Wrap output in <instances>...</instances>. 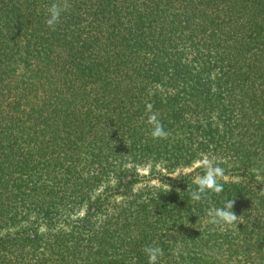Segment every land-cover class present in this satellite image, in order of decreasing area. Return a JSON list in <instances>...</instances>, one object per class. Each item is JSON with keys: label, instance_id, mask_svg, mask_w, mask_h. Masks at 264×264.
<instances>
[{"label": "trees", "instance_id": "1", "mask_svg": "<svg viewBox=\"0 0 264 264\" xmlns=\"http://www.w3.org/2000/svg\"><path fill=\"white\" fill-rule=\"evenodd\" d=\"M53 2L0 0V264H264V0Z\"/></svg>", "mask_w": 264, "mask_h": 264}, {"label": "clouds", "instance_id": "2", "mask_svg": "<svg viewBox=\"0 0 264 264\" xmlns=\"http://www.w3.org/2000/svg\"><path fill=\"white\" fill-rule=\"evenodd\" d=\"M69 8L68 0H55L47 9L46 26L50 30L55 31L63 13L67 12ZM152 94L155 93L153 92ZM152 107L153 105L150 103L146 105V111L150 113L146 120L147 125L151 126L150 136L154 140L167 139L169 133L158 119V114L152 112ZM199 163L204 169L203 174L194 178L192 183L195 187L189 190V197L194 202L209 200L213 194L219 195L224 190V185L221 181L226 174L225 169L219 165H214L210 159H204ZM170 187L169 185L167 191L170 190ZM234 203V199H226L221 207L213 206L209 208L206 212L207 223L221 228L231 225L237 226L240 216H237L232 210ZM143 251L147 257L148 264H159V259L164 254L163 249L156 245L145 246Z\"/></svg>", "mask_w": 264, "mask_h": 264}, {"label": "rangeland", "instance_id": "3", "mask_svg": "<svg viewBox=\"0 0 264 264\" xmlns=\"http://www.w3.org/2000/svg\"><path fill=\"white\" fill-rule=\"evenodd\" d=\"M152 183H154V182H152ZM152 183H151V184H152Z\"/></svg>", "mask_w": 264, "mask_h": 264}]
</instances>
